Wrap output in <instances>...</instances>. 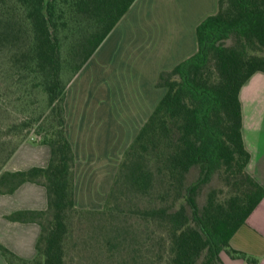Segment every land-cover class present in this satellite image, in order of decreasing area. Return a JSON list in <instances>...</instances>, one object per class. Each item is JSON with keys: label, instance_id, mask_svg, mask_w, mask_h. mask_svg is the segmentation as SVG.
Listing matches in <instances>:
<instances>
[{"label": "trees", "instance_id": "obj_1", "mask_svg": "<svg viewBox=\"0 0 264 264\" xmlns=\"http://www.w3.org/2000/svg\"><path fill=\"white\" fill-rule=\"evenodd\" d=\"M136 1L0 0V54L21 81L42 88L51 128L42 140L51 149L48 167L3 171L19 144L0 164L1 194L28 182L48 193L47 211L8 217L42 228L34 260L0 247L9 264H66L68 214L89 211L74 204L63 73L68 66L74 78ZM196 36L197 52L159 75L165 95L124 152L104 205L110 210L123 190L153 198L126 211V264H224L223 252L258 264L230 241L264 199L247 172L239 99L244 84L264 73V0H219Z\"/></svg>", "mask_w": 264, "mask_h": 264}, {"label": "crops", "instance_id": "obj_2", "mask_svg": "<svg viewBox=\"0 0 264 264\" xmlns=\"http://www.w3.org/2000/svg\"><path fill=\"white\" fill-rule=\"evenodd\" d=\"M218 4L219 0H137L70 81L64 102L65 130L75 155L77 209L96 212L104 208L124 152L165 95V89L157 86L159 75L197 52V28L217 13ZM94 59L101 62L92 68ZM239 99L242 137L250 154L247 172L264 188L263 72L244 84ZM50 159L49 146L25 143L4 171L46 168ZM47 210L48 193L42 185L28 182L13 194L0 193V247L23 260H34L40 224L8 217ZM230 246L264 264V199L234 234ZM221 259L224 264H248L226 252ZM0 264H9L1 250Z\"/></svg>", "mask_w": 264, "mask_h": 264}, {"label": "rangeland", "instance_id": "obj_3", "mask_svg": "<svg viewBox=\"0 0 264 264\" xmlns=\"http://www.w3.org/2000/svg\"><path fill=\"white\" fill-rule=\"evenodd\" d=\"M68 53L69 48L65 46L64 58H68ZM99 62L94 59L92 68ZM15 73L5 55L0 54V164L18 144V148L25 143L41 145L51 129L47 97L42 88H33L31 82L21 81V74ZM73 76L67 66L64 82H70ZM23 124L29 125L21 129ZM219 185L223 186L222 183ZM135 197L123 190L119 199L111 202L110 210L71 211L66 221L68 233L64 242L66 264H126V211L135 204L144 206L153 199L152 196L140 197V200Z\"/></svg>", "mask_w": 264, "mask_h": 264}]
</instances>
